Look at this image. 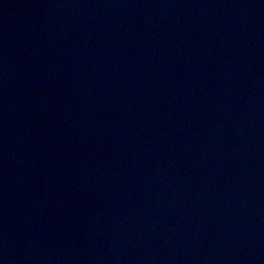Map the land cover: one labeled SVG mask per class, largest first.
I'll return each instance as SVG.
<instances>
[{"label":"water","instance_id":"95a60500","mask_svg":"<svg viewBox=\"0 0 264 264\" xmlns=\"http://www.w3.org/2000/svg\"><path fill=\"white\" fill-rule=\"evenodd\" d=\"M0 264H264V0H48L1 37Z\"/></svg>","mask_w":264,"mask_h":264}]
</instances>
